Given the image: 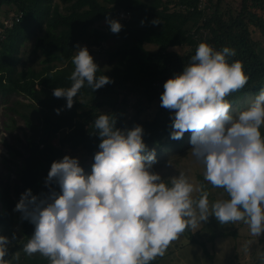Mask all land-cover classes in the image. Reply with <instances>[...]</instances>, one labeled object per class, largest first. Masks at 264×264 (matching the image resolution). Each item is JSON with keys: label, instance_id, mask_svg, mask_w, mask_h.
Segmentation results:
<instances>
[{"label": "clouds", "instance_id": "9594fccd", "mask_svg": "<svg viewBox=\"0 0 264 264\" xmlns=\"http://www.w3.org/2000/svg\"><path fill=\"white\" fill-rule=\"evenodd\" d=\"M129 17L127 11L106 17L109 30L118 32L119 21ZM73 49L70 83L52 89L68 108L82 87L111 83L86 46ZM234 55L229 46L199 41L181 71L163 81L159 100L174 110L170 138L190 133L191 157L203 180L223 190L219 198L209 201L205 186L185 171L162 179L151 170L156 157L141 138L142 127L117 128L113 116L98 112L92 127L100 139L90 171L64 154L50 163L47 191L19 194L14 210L33 225L24 253H38L47 264H150L185 228L195 230L209 215L221 225L242 221L258 237L264 230V86L246 106L232 108L226 97L248 80L241 62L229 61ZM15 239V232L0 235V264H9L5 256ZM251 242L241 245L243 251ZM257 255L264 264V248Z\"/></svg>", "mask_w": 264, "mask_h": 264}, {"label": "trees", "instance_id": "16d2710c", "mask_svg": "<svg viewBox=\"0 0 264 264\" xmlns=\"http://www.w3.org/2000/svg\"><path fill=\"white\" fill-rule=\"evenodd\" d=\"M2 6L10 9L5 11V19H10L11 25L0 20V96L4 99L21 94L30 100L23 105L31 108L25 112L8 107L26 125L23 150L8 147L12 155L22 158L17 180L13 184L9 180L0 182V235L16 234L5 256L9 262L14 255L24 253L22 245L33 229L26 219L20 220V234L12 227L19 194L26 188L32 194L47 191L44 177L50 163L64 154L75 156V151L82 150L92 162L100 139L92 127L98 112L113 116L117 128L140 125L141 138L147 148L154 149L155 156L165 142L181 144L182 136L170 138L174 110L160 105V93L163 81L181 71L199 41L206 40L216 49L226 45L235 50L228 59L241 62L248 80L241 89L228 94L231 105L240 107L248 95L253 96L264 86V0H0ZM9 11L12 16H7ZM122 11L129 12L130 17L119 21L118 32H111L108 24L97 26V22ZM154 18L159 19L156 24L151 23ZM31 37L32 52L42 56L41 65L18 68L23 63L21 47ZM80 42L99 50L108 42L114 43V49L108 51L112 64L107 69L98 67L111 83L95 90L82 87L68 108L63 97L52 95V89L70 83L66 79L72 69L70 57L73 46ZM145 44L156 48L148 49ZM184 47V51L178 50ZM260 131L264 135V126ZM77 160L85 172L90 170L91 162ZM199 182L211 193L212 187L201 174ZM52 187L59 190L56 185ZM209 216L210 221L215 220ZM214 232L210 231L206 239L212 240ZM182 233L198 244L213 264L206 240L200 234L194 236L190 228ZM24 259L28 264H47L41 256ZM159 261L157 256L150 264ZM256 263H261L259 257Z\"/></svg>", "mask_w": 264, "mask_h": 264}, {"label": "rangeland", "instance_id": "374dc122", "mask_svg": "<svg viewBox=\"0 0 264 264\" xmlns=\"http://www.w3.org/2000/svg\"><path fill=\"white\" fill-rule=\"evenodd\" d=\"M6 10H10L9 7L2 6L0 8V20H6ZM11 15L12 12L9 11L7 16ZM96 24L99 27H105L107 25L106 19ZM255 36L258 37V33H256ZM33 44L34 37H31L25 45L21 47L20 54L23 63L21 62L18 68L27 64H31L34 68L40 67V58L42 56L38 55L37 52H32ZM79 44L87 47L89 54L98 67L107 69L112 64L108 59V51L114 49L113 42H108L104 48H100V50L95 46L86 45L84 42H80ZM145 47L151 50L156 48L152 44H145ZM185 49V47L178 48L180 52ZM251 97V95H248L245 102L247 103ZM16 100L21 103H16ZM28 102H30V100L21 94H11L4 99L0 96V182L9 180L10 183L13 184L14 181L17 180V168L20 167L22 158L19 155H12L8 147L14 146L22 151V144L24 143L23 134L26 130L24 119L18 114L12 113L8 107L13 106L20 111L27 112L31 108L23 104ZM246 103L240 107L236 105L231 106L232 108L239 109L246 106ZM153 109L154 106L151 107L149 111L151 112ZM189 135L190 133L187 131L182 134L183 140L179 146H172L170 143L165 142L159 155L155 156V163L152 165L151 170L159 173L162 179L177 174L178 170L185 171L193 183H200L199 175L201 174V167L191 157ZM75 156L83 162H91L90 156L83 153L82 150L75 151ZM221 194L222 192H218L215 188H212L208 199L211 201L219 198ZM13 212L12 227L20 234V213L18 210L14 209ZM209 218L210 216L206 221H202L200 225H198V228L195 230L190 229V231L194 236L200 234L202 237L201 239L206 240V247L208 252L212 254L213 264H255V260L258 257L257 251L264 246V230H262L258 237H254L249 233L247 225L242 221L221 225L216 220L210 221ZM208 223L212 224L208 225ZM210 231H215V237L212 240H207L206 237L209 236ZM221 231L224 232V235H217V233ZM245 241H252L247 252L243 251L241 247ZM31 256L40 255L34 253ZM158 257L160 258V264H211L209 256L202 251L201 247L196 243L190 242L187 235L182 232L178 234L175 240L169 243L164 255ZM24 258H28V255L25 253L16 254L9 264H28Z\"/></svg>", "mask_w": 264, "mask_h": 264}, {"label": "built area", "instance_id": "2783aa9c", "mask_svg": "<svg viewBox=\"0 0 264 264\" xmlns=\"http://www.w3.org/2000/svg\"><path fill=\"white\" fill-rule=\"evenodd\" d=\"M12 16V15H11ZM17 18V17H16ZM4 23L6 24V25H11V20L10 19H6L5 21H4Z\"/></svg>", "mask_w": 264, "mask_h": 264}]
</instances>
